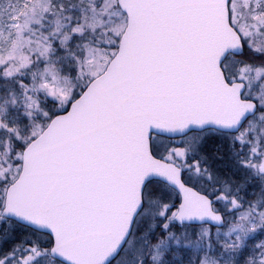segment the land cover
I'll return each mask as SVG.
<instances>
[{
    "label": "snow or ice",
    "instance_id": "obj_1",
    "mask_svg": "<svg viewBox=\"0 0 264 264\" xmlns=\"http://www.w3.org/2000/svg\"><path fill=\"white\" fill-rule=\"evenodd\" d=\"M0 264H264V0H0Z\"/></svg>",
    "mask_w": 264,
    "mask_h": 264
}]
</instances>
